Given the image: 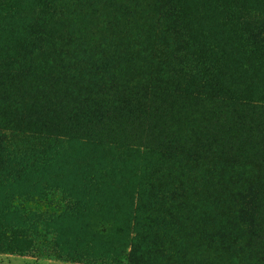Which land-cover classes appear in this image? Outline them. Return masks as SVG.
Here are the masks:
<instances>
[{
    "label": "rangeland",
    "instance_id": "rangeland-1",
    "mask_svg": "<svg viewBox=\"0 0 264 264\" xmlns=\"http://www.w3.org/2000/svg\"><path fill=\"white\" fill-rule=\"evenodd\" d=\"M10 1L14 69L27 71L0 91V264H129L148 217L155 238L197 246L208 264H264V213L252 214L264 182V51L235 42L264 38L263 9L227 18L157 0ZM189 42L218 70L195 91L239 103L232 115L168 94L198 70ZM20 109L28 120L11 117ZM208 137L217 146L195 158L194 140Z\"/></svg>",
    "mask_w": 264,
    "mask_h": 264
},
{
    "label": "trees",
    "instance_id": "trees-1",
    "mask_svg": "<svg viewBox=\"0 0 264 264\" xmlns=\"http://www.w3.org/2000/svg\"><path fill=\"white\" fill-rule=\"evenodd\" d=\"M27 2H31L32 0H25ZM158 6L160 7H169L174 10L175 8H179L180 10L183 8L187 12H193L194 16H200L201 14H209L211 11L215 15H223L225 17L228 16L230 9L237 13L238 17L245 12V10H253L254 8L260 7L263 9L264 13V0H181L177 1L178 4H174L171 0H157ZM206 1V2H203ZM178 6V7H177ZM13 7V2L10 0H0V91L8 90L13 87L18 81L26 76L27 66L20 67L19 69H14L17 65L19 59L17 53L13 50L10 36L8 34L9 29V18L8 11ZM172 12V11H171ZM10 13V12H9ZM235 15V16H237ZM208 25L211 26V30L217 29L216 21H208ZM257 37H254V39ZM189 39L187 40V42ZM237 43L238 48L243 47L241 42H245L246 46L251 45L253 47L259 48L261 51H264V38L259 40H246V39H238ZM190 51L196 57L197 64L195 68L198 67V70L195 71L189 80V84L184 85L182 89L180 87H175L170 89L168 94L173 96L172 99L183 98L189 100L188 103L192 105L200 104V103H211L216 105V111L222 110L227 106L231 107L230 115H232L233 111H238L240 109L239 103L235 102H226L220 97H216L218 93H216L211 88H208V91L201 94H197L194 87L198 86L200 83L206 82V74L210 71L213 72V66H210L211 61L205 55V51L196 43L189 42ZM34 52V49H31L27 53V57L31 56ZM240 52V51H239ZM239 52H231L230 55H233L231 58L234 60V64L240 65L242 68H246L243 61L240 58ZM214 79L218 77V70H215L212 73ZM211 77V74L209 75ZM251 78L256 79V74ZM202 81V82H200ZM198 83V84H197ZM215 85V83H214ZM203 87V86H202ZM216 88V85L214 86ZM165 90V88H162ZM159 91V90H158ZM162 95H165L162 92ZM179 93V94H175ZM233 106H237L236 109ZM24 110L20 109V111H13L11 113V117L15 119V121L19 122L21 119L28 120V116L23 113ZM240 112V111H239ZM219 113L217 114L218 117ZM238 115V112L234 114V117ZM39 116V114H37ZM40 117V116H39ZM194 142L198 143L200 152L195 153L193 156L195 158H201L204 156L210 155V151L213 147L217 146V142L214 138H199L195 139ZM167 146L172 145V141L168 140L166 142ZM176 154L187 155L186 152H180ZM190 154V153H189ZM185 155V156H186ZM192 155V154H190ZM187 155L188 157H191ZM224 155H219L218 158H224ZM264 165V163L262 164ZM150 173V172H149ZM156 171H152L149 175L155 176ZM145 192L147 193L146 199H158L159 193L157 190H153V187L146 185ZM255 197L258 201V205L252 208V214L255 216L259 213H264V182L260 185L257 191L254 193ZM253 197L249 200V204H252ZM250 217V227H249V235L255 240L258 239V235L255 233L256 226L254 224V219ZM149 224L148 226L139 231L137 233L136 238L131 242V252L129 257V264H208L207 259H204L202 256V251L197 246L183 247V241L177 237L175 241H172L171 244L165 245L163 240L166 238L165 235H162V238H155L153 231V220L151 217H148ZM208 224V223H207ZM211 231L210 236L211 241H214L217 237V233L214 230V225L210 224ZM92 237L98 236L97 231L92 232ZM257 241V240H255ZM255 251V246L252 248Z\"/></svg>",
    "mask_w": 264,
    "mask_h": 264
}]
</instances>
